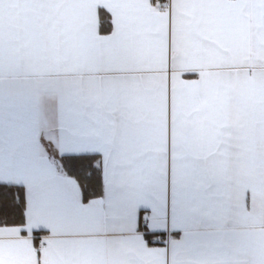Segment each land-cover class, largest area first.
Here are the masks:
<instances>
[{
    "label": "snow or ice",
    "instance_id": "obj_1",
    "mask_svg": "<svg viewBox=\"0 0 264 264\" xmlns=\"http://www.w3.org/2000/svg\"><path fill=\"white\" fill-rule=\"evenodd\" d=\"M0 264H264V0H0Z\"/></svg>",
    "mask_w": 264,
    "mask_h": 264
},
{
    "label": "crops",
    "instance_id": "obj_2",
    "mask_svg": "<svg viewBox=\"0 0 264 264\" xmlns=\"http://www.w3.org/2000/svg\"><path fill=\"white\" fill-rule=\"evenodd\" d=\"M149 226L155 228V227H158L159 225H158L157 221H155V220H153L151 218L150 219V225Z\"/></svg>",
    "mask_w": 264,
    "mask_h": 264
},
{
    "label": "built area",
    "instance_id": "obj_3",
    "mask_svg": "<svg viewBox=\"0 0 264 264\" xmlns=\"http://www.w3.org/2000/svg\"><path fill=\"white\" fill-rule=\"evenodd\" d=\"M151 219V217L149 218V220Z\"/></svg>",
    "mask_w": 264,
    "mask_h": 264
}]
</instances>
